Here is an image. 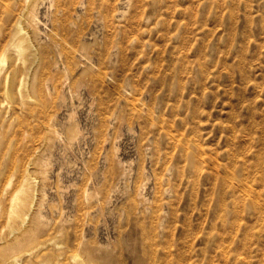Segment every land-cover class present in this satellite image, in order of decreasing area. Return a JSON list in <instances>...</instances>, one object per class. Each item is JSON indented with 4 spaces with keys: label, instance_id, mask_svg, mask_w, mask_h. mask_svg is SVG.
<instances>
[{
    "label": "rangeland",
    "instance_id": "374dc122",
    "mask_svg": "<svg viewBox=\"0 0 264 264\" xmlns=\"http://www.w3.org/2000/svg\"><path fill=\"white\" fill-rule=\"evenodd\" d=\"M21 3L0 264H264V0Z\"/></svg>",
    "mask_w": 264,
    "mask_h": 264
},
{
    "label": "bare ground",
    "instance_id": "6f19581e",
    "mask_svg": "<svg viewBox=\"0 0 264 264\" xmlns=\"http://www.w3.org/2000/svg\"><path fill=\"white\" fill-rule=\"evenodd\" d=\"M24 1V0H23ZM56 1V0H55ZM22 0H0V10L2 9H8L7 11V16H10V19L13 17L14 20L12 21L13 23L9 25V23L7 25H9L7 28V26L5 25L6 20L4 19H0V21L3 22V25H0V75H2V66H3V61L6 59H9L10 61H18L21 60V62L24 64L26 62H30V64H28V67H24L23 69H19L17 67V69L14 67V69H12V76L13 79H15V77L17 76V74L19 72H21L19 75H23L25 74L23 77L29 76L27 74V68H30V66H32V64L34 63L35 60H30L29 56H35L36 58H38L37 56H39V54L42 53V50H40V46L39 45H35L33 42V44H31V38L26 30V26L24 27V23L21 19L22 17H26V13L25 15L22 13L24 8V5L21 3ZM54 4V3H53ZM56 5V4H55ZM57 8V7H56ZM50 9V8H49ZM55 9V8H54ZM64 9V8H63ZM56 10V9H55ZM15 11V12H14ZM17 11V12H16ZM65 11V10H64ZM3 12V11H1ZM4 13V12H3ZM2 13V14H3ZM14 13V14H13ZM29 13V12H28ZM2 14H0L2 16ZM0 16V17H1ZM28 17V15H27ZM26 17V18H27ZM36 18V16H35ZM9 19V18H8ZM9 19V21H10ZM25 19V18H24ZM30 19V18H29ZM53 20V19H52ZM8 22V21H7ZM27 23V22H26ZM63 25V24H62ZM60 27V26H58ZM64 27V26H62ZM54 29V28H53ZM60 29V28H57ZM64 29V28H63ZM29 30V29H28ZM61 30V29H60ZM59 30V31H60ZM54 30L50 31L48 34V39H49V46L51 48H55L56 49V53L59 56H62L64 58V62L68 63V61L70 60V56L68 54V52H66L67 50H64V48L61 46L62 38L60 39V37L58 36L57 38V32L53 33ZM61 32V31H60ZM63 32V31H62ZM47 33V32H46ZM64 34V33H63ZM68 34V33H67ZM31 35V33H30ZM61 35V34H58ZM63 37V35H62ZM33 39V38H32ZM64 39V38H63ZM62 40V41H61ZM33 41V40H32ZM47 42V43H48ZM36 43V42H35ZM37 44V43H36ZM46 46V45H45ZM64 46V45H63ZM35 47V48H34ZM37 47V48H36ZM33 48H34V52H33ZM42 48V47H41ZM51 49V50H53ZM46 50V49H45ZM55 53V54H56ZM35 58V59H36ZM8 60V61H9ZM9 61V62H10ZM20 62V61H19ZM21 63V64H22ZM18 64V63H17ZM50 64V63H49ZM69 64V63H68ZM13 65V64H12ZM16 66V65H15ZM22 66V65H21ZM35 66V65H34ZM11 67V66H10ZM22 68V67H21ZM32 69V68H31ZM8 70V69H7ZM30 70V69H29ZM33 70V69H32ZM31 71V70H30ZM10 73V72H8ZM29 73V72H28ZM5 75V74H4ZM31 75V74H30ZM9 76V75H8ZM7 76V77H8ZM110 76V75H109ZM1 77V76H0ZM21 77V76H20ZM30 77V76H29ZM22 78V77H21ZM44 78V77H43ZM24 79V78H23ZM109 80V79H108ZM26 82V81H25ZM23 83V82H22ZM26 94V93H25ZM153 124V123H152ZM158 185V184H157ZM27 196V193H25V197ZM22 201H20L15 208L13 209L12 213H11V220H15L18 218L19 214H20V209L23 206V203H21ZM28 215V214H27Z\"/></svg>",
    "mask_w": 264,
    "mask_h": 264
}]
</instances>
